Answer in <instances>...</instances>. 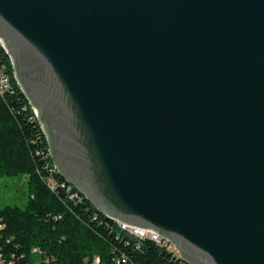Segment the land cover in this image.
<instances>
[{"label": "water", "instance_id": "obj_1", "mask_svg": "<svg viewBox=\"0 0 264 264\" xmlns=\"http://www.w3.org/2000/svg\"><path fill=\"white\" fill-rule=\"evenodd\" d=\"M58 174L188 264H264V0H0Z\"/></svg>", "mask_w": 264, "mask_h": 264}, {"label": "trees", "instance_id": "obj_2", "mask_svg": "<svg viewBox=\"0 0 264 264\" xmlns=\"http://www.w3.org/2000/svg\"><path fill=\"white\" fill-rule=\"evenodd\" d=\"M0 62L14 86L0 98V180L27 176L29 192L25 207L0 208V264H93L95 256L102 264H179L165 247L129 234L86 198L71 200L77 189L68 190L60 175L58 189H50L43 179L53 165L47 139L1 44Z\"/></svg>", "mask_w": 264, "mask_h": 264}, {"label": "built area", "instance_id": "obj_3", "mask_svg": "<svg viewBox=\"0 0 264 264\" xmlns=\"http://www.w3.org/2000/svg\"><path fill=\"white\" fill-rule=\"evenodd\" d=\"M0 44L2 45L1 42H0ZM13 87L14 86H13L12 80L10 78L9 73L6 71L5 64L0 62V98H3L8 93L12 92ZM34 112H35V110H34ZM35 115H36V112H35ZM36 117H37V115H36ZM49 156H50V153H49ZM49 170H50L49 173L46 176L44 175L43 179L48 184V186L50 187V189L52 191H56L58 189V187L60 186V184L56 178V175H59V174H58V171H57L54 164L52 166H50ZM65 182H66V184H68V187H69L68 190H70L72 185H70L66 180H65ZM61 185L65 186V183H62ZM82 197L83 196L80 194V192L78 190H77V192L70 194L71 200L82 201V199H83ZM116 223L123 230L127 231L129 234H131L135 237H138L141 239H150V240L156 242L161 247H165L168 251H170L173 254V256L175 258H177L179 260V264H188L182 258L179 249L174 244H172L168 239L164 238L163 236H161L156 231L144 229V228H140V227H136V226H131V225H128V224L122 223V222H116ZM124 261H126L125 258H124ZM93 264H102L99 256H95L93 258ZM115 264H120V260L115 261Z\"/></svg>", "mask_w": 264, "mask_h": 264}, {"label": "rangeland", "instance_id": "obj_4", "mask_svg": "<svg viewBox=\"0 0 264 264\" xmlns=\"http://www.w3.org/2000/svg\"><path fill=\"white\" fill-rule=\"evenodd\" d=\"M28 200L27 176L4 177L0 180V208L9 204L25 207Z\"/></svg>", "mask_w": 264, "mask_h": 264}, {"label": "bare ground", "instance_id": "obj_5", "mask_svg": "<svg viewBox=\"0 0 264 264\" xmlns=\"http://www.w3.org/2000/svg\"><path fill=\"white\" fill-rule=\"evenodd\" d=\"M0 42L2 43V45L6 48V46H5V44H4V42L0 39Z\"/></svg>", "mask_w": 264, "mask_h": 264}]
</instances>
